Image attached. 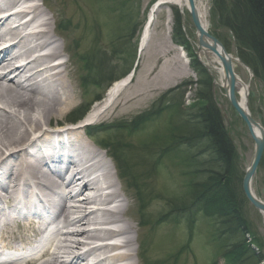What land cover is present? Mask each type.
Masks as SVG:
<instances>
[{
    "label": "rangeland",
    "instance_id": "1",
    "mask_svg": "<svg viewBox=\"0 0 264 264\" xmlns=\"http://www.w3.org/2000/svg\"><path fill=\"white\" fill-rule=\"evenodd\" d=\"M156 1L37 0L35 5L41 6L48 15L58 44L64 47L62 62H66L69 68L60 71L70 86L73 101L63 116H53L50 127L74 124L73 118L84 112L86 116L95 103L104 100L115 82L132 72L138 58L141 35ZM214 1L219 3L218 0H207L209 31L219 35L229 53L238 60L235 72L250 87L249 111L264 127V71L256 64L257 71L245 66L241 56L247 53H244L243 45L223 25L224 21H233L232 0H224L221 4L223 16L214 11ZM4 9L7 8L0 11ZM173 11L171 41L175 13L180 10L174 8ZM185 17L184 30L189 45L182 49L195 78L177 77L184 66L173 59L175 52L149 55V59L143 55L132 83L122 92L110 115L81 131L91 132L89 138L99 147L104 148L108 143L119 145L123 171H127L128 176L126 179L118 176V170H113V174L116 172L123 187L121 193L131 209L126 220L135 226L137 241L134 248L138 253V257L134 255L135 263L238 264L236 262L243 252L247 254L244 256L248 260L245 264H263L264 216L249 203L242 190L245 172L253 160L255 142L245 123L231 108L223 87L216 84L219 75L216 72L213 75L205 65H201L196 30L188 12ZM156 18L154 31L159 34L164 30V11ZM154 41L155 37L152 44ZM194 60L205 69L209 86L192 67ZM201 60L207 62L204 56ZM174 74L175 80L171 76ZM178 86L179 90L159 101ZM206 95L221 107L225 130L236 148L230 180L238 189L236 209L241 216L240 224L234 215H230L232 211L226 218H214L200 207L202 205L195 204L193 186L200 180L195 174V164L192 168L187 161L190 154H199L205 145L194 143L192 148H187L185 144L176 143L178 131L174 128L193 120L197 110L205 105L206 101L201 97ZM146 96H149L146 103L138 102ZM154 104H157L155 109L159 110V115L149 119V112H155ZM132 125L134 128L129 129ZM115 126L121 128H113ZM106 150L109 155L113 153L109 147ZM199 155L198 161L210 160L202 152ZM107 166L112 167L111 164ZM205 180L203 177L201 181ZM253 189L256 196L264 201V155ZM241 191L244 197L240 195Z\"/></svg>",
    "mask_w": 264,
    "mask_h": 264
},
{
    "label": "bare ground",
    "instance_id": "2",
    "mask_svg": "<svg viewBox=\"0 0 264 264\" xmlns=\"http://www.w3.org/2000/svg\"><path fill=\"white\" fill-rule=\"evenodd\" d=\"M36 2L0 0V9H13L5 10L4 17L0 15V258H12L6 251L33 241L43 233L41 225L46 223L50 228L39 256L30 262L0 259V264H137L135 226L126 220L131 209L116 172L114 175L107 166L111 164L116 170L115 165L108 153L81 131L110 115L131 77L115 82L79 127L52 133L53 116H63L73 103L63 72L54 71H67L69 66L66 62L51 65L63 59L64 47L59 46L41 6H27ZM195 3L209 28L207 0ZM174 8L186 14L187 0H158L151 8L140 39L141 57L175 52L173 59L184 66L177 77L195 78L186 52L171 41ZM162 11L164 30L155 34L154 23ZM42 18L38 31L27 32ZM44 51L47 53L32 58L35 52ZM204 54L198 55L202 58ZM204 57L208 59L204 65L219 75L216 84L224 88L226 81L221 66L216 65L218 59L212 53ZM21 59L26 63L16 65ZM175 75H171L173 80ZM238 90L241 103L248 107L249 85L241 80ZM148 100L146 96L138 102ZM37 133L39 136L32 138ZM94 174L99 176L88 179ZM106 224L113 229L103 228ZM117 238L122 243L103 244L108 239L119 241Z\"/></svg>",
    "mask_w": 264,
    "mask_h": 264
},
{
    "label": "trees",
    "instance_id": "3",
    "mask_svg": "<svg viewBox=\"0 0 264 264\" xmlns=\"http://www.w3.org/2000/svg\"><path fill=\"white\" fill-rule=\"evenodd\" d=\"M218 2L219 3L214 1V11L217 10V12L223 16L221 4L224 0H218ZM232 3L234 14L233 21L230 23L224 21V23H222L243 45L246 51L244 53H247L241 56L243 61L255 71H257L255 64L264 71V0H232ZM215 35L219 37V35ZM172 38L176 45L182 47H187V45H189L183 31L182 18L177 12L175 13V25ZM251 61L254 63H250ZM191 65L200 73L201 77L205 78L203 81L209 86L210 83L205 76L206 71L201 67L200 63L194 60ZM185 85H188V83ZM179 89L180 86L174 88L166 93L165 96H162L159 101L162 102L166 96L173 94ZM201 98L205 100L206 103L197 110L196 114L192 117L193 120L186 121L179 127L174 128L176 132L178 131V136L176 137L178 140L176 143L185 144L187 148H192L195 144L198 146L205 145V148L202 149L199 154L202 152L203 156L208 155L210 157L208 162L203 163L198 161L200 157L199 154H190V159L187 161L192 168L195 164V174L199 175L198 180L201 181L203 177L206 179L205 181H198L199 183L194 184L193 199L195 204L202 205L200 207L208 211L210 213L209 215L214 218H226L230 214V211H232L233 213L230 215H234V218H236L240 224L241 216L236 209V202L239 200L237 196L238 189L234 182L230 180L236 157V148L225 130L220 108L209 95ZM153 106L155 109L157 104ZM157 115H159V110L155 109V112L151 110L149 112V119L150 116L154 118ZM84 116L85 112L73 118L72 121L77 122ZM139 120L140 119H138V121ZM137 122H134V125L137 124ZM134 125L129 127V129L134 128ZM113 128L120 129L121 126H115ZM88 134L91 135V132L88 131ZM118 146L119 145L111 146V143H108L104 148L109 147L113 150L111 156L116 163L119 176L126 179L128 173L127 171H123L122 155ZM167 152H169V150ZM205 165H209V167L206 168ZM231 183H233L234 186ZM239 193L244 197L242 191ZM246 255L247 254L242 252L241 257L236 263H247L248 260L244 257Z\"/></svg>",
    "mask_w": 264,
    "mask_h": 264
},
{
    "label": "water",
    "instance_id": "4",
    "mask_svg": "<svg viewBox=\"0 0 264 264\" xmlns=\"http://www.w3.org/2000/svg\"><path fill=\"white\" fill-rule=\"evenodd\" d=\"M188 12L196 30V38L199 52L212 53L216 56L221 66L226 86L223 88L225 96L232 109L236 111L245 123L255 142V152L251 165L247 168L243 178L242 188L246 199L261 215L264 216V201L258 198L253 189V182L259 165L264 155V127L252 116L248 107H245L240 98L239 85L241 79L235 72V62L238 60L232 56L224 44L213 36L203 24L195 0H187ZM221 108V107H220Z\"/></svg>",
    "mask_w": 264,
    "mask_h": 264
}]
</instances>
